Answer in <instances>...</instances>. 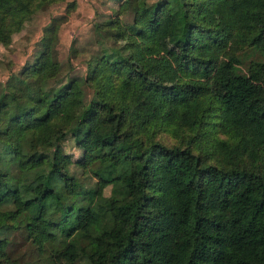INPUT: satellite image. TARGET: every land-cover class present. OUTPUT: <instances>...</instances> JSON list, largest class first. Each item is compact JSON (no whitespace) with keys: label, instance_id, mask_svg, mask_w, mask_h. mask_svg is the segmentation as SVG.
Listing matches in <instances>:
<instances>
[{"label":"trees","instance_id":"1","mask_svg":"<svg viewBox=\"0 0 264 264\" xmlns=\"http://www.w3.org/2000/svg\"><path fill=\"white\" fill-rule=\"evenodd\" d=\"M56 1L0 0V45ZM147 1H113L133 12L119 35L132 42L96 45L83 74L61 71L57 15L0 81V264H264V109L229 91L264 64V0ZM221 11H247L257 30L236 38ZM128 45L168 57L177 79L114 56ZM209 48L229 66L222 92L188 91L214 78Z\"/></svg>","mask_w":264,"mask_h":264},{"label":"rangeland","instance_id":"2","mask_svg":"<svg viewBox=\"0 0 264 264\" xmlns=\"http://www.w3.org/2000/svg\"><path fill=\"white\" fill-rule=\"evenodd\" d=\"M114 0H58L54 3L44 4L29 14L21 29L15 32L11 41L0 45V81H2L9 70L17 71L23 61L31 55L34 42L41 33V28L48 22L50 17L62 15L58 21L56 34L55 51L58 60L61 62V71H68L73 74H83L85 71L84 60L89 53L97 46L114 48L124 41H130L128 36H120L124 24L131 21L133 12H115ZM152 0H148L150 2ZM73 2V6L67 3ZM145 4L139 3L137 13H147ZM216 18L219 24L225 28H232L235 37L238 39L248 37L255 33L257 26L254 24L250 14L243 11L233 17L221 11ZM175 32V27L160 34L163 42V50L169 48L166 35ZM264 46V37L261 40ZM134 44V43H132ZM128 55H114L127 58L135 66L146 70L147 74L159 82H172L177 79L173 65L168 57L164 55H140L137 48L128 45ZM205 56L212 64L213 76L211 80L192 79L187 82L186 89L194 92L199 88L210 89L216 94L222 92L216 80L228 73V63L220 57L214 49L205 50ZM250 58L257 59V55H250ZM246 74V73H245ZM233 94L249 92L258 96V108L264 109V64L253 68L244 79L235 83L229 88ZM83 95L79 93L71 95L70 111L77 115L83 109V102L90 96L87 88L83 89ZM64 150L71 152L73 156L78 150L72 146L69 140L65 141Z\"/></svg>","mask_w":264,"mask_h":264}]
</instances>
